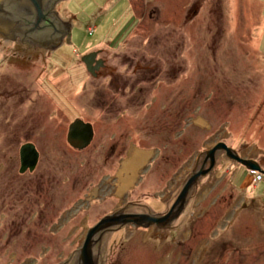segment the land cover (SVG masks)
I'll use <instances>...</instances> for the list:
<instances>
[{
  "label": "rangeland",
  "instance_id": "1",
  "mask_svg": "<svg viewBox=\"0 0 264 264\" xmlns=\"http://www.w3.org/2000/svg\"><path fill=\"white\" fill-rule=\"evenodd\" d=\"M262 5L63 0L72 44L46 60L0 37V264H74L103 218L165 215L219 143L264 170ZM76 119L94 128L84 150L68 143ZM28 143L40 158L22 174ZM134 151L145 161L121 193ZM119 228L103 264H264V179L223 154L170 229Z\"/></svg>",
  "mask_w": 264,
  "mask_h": 264
},
{
  "label": "water",
  "instance_id": "2",
  "mask_svg": "<svg viewBox=\"0 0 264 264\" xmlns=\"http://www.w3.org/2000/svg\"><path fill=\"white\" fill-rule=\"evenodd\" d=\"M41 1L43 0H21L20 4L23 6H35L39 8L42 4ZM2 25H0V37H7L8 39H12V35L7 31L8 28H5L6 25ZM70 26L72 29L71 24ZM69 40L70 44H72L71 31ZM98 55V52H92L82 57V61L85 64L86 69L93 76H97V72L105 66V61L102 59H98ZM94 135L95 132L92 124L85 123L81 119H76L69 127L67 139L68 143L74 149L84 150L90 146L94 139ZM223 154H226V156L230 160L242 165L248 171L259 172L264 176V170L261 168L257 161L245 159L241 157L235 150L229 148L226 144L219 143L211 150L205 152V158L203 160L201 168L192 173L188 181L185 183L176 201L165 215L151 216L145 214H124V211L126 209L124 208L115 215L103 218L94 228L88 231L87 238L85 239L82 249L78 250L79 257L77 264H96L94 259V252H97V249H95V246L99 245L100 247L105 234L115 227L121 228L123 226L131 224L145 228L158 226L159 228L167 229L171 227L172 224L176 220H178L185 211L192 189L198 184L201 178L207 176L210 172L213 171L218 158ZM39 158L40 153L36 145L32 143L23 145L20 150V173L23 174L28 170L30 172L34 171L38 165Z\"/></svg>",
  "mask_w": 264,
  "mask_h": 264
},
{
  "label": "flooded vegetation",
  "instance_id": "3",
  "mask_svg": "<svg viewBox=\"0 0 264 264\" xmlns=\"http://www.w3.org/2000/svg\"><path fill=\"white\" fill-rule=\"evenodd\" d=\"M62 1L43 0L38 8L23 6L20 4L21 0H0V25H6L5 28H8L7 31L12 35L14 44L23 45L22 49L25 51H33V56L37 60H46L47 53L59 50L70 43L71 26L61 18L57 11ZM5 39L8 38L5 37ZM98 59L100 58L98 57ZM168 229L170 227L165 230ZM113 231L116 229H112L106 234ZM95 249H97V252H94L95 262L102 264V244L100 247L96 245ZM78 257L79 254L76 253L71 258L74 264L78 263Z\"/></svg>",
  "mask_w": 264,
  "mask_h": 264
},
{
  "label": "bare ground",
  "instance_id": "4",
  "mask_svg": "<svg viewBox=\"0 0 264 264\" xmlns=\"http://www.w3.org/2000/svg\"><path fill=\"white\" fill-rule=\"evenodd\" d=\"M145 161V156L139 152H132L130 160L123 166L120 177V192L126 191L129 186L134 182L138 171L142 167Z\"/></svg>",
  "mask_w": 264,
  "mask_h": 264
},
{
  "label": "built area",
  "instance_id": "5",
  "mask_svg": "<svg viewBox=\"0 0 264 264\" xmlns=\"http://www.w3.org/2000/svg\"><path fill=\"white\" fill-rule=\"evenodd\" d=\"M250 175L254 178V180H255V182L258 184V183H260V182H262L263 181V179H264V177H263V175L261 174V173H259V172H250Z\"/></svg>",
  "mask_w": 264,
  "mask_h": 264
},
{
  "label": "crops",
  "instance_id": "6",
  "mask_svg": "<svg viewBox=\"0 0 264 264\" xmlns=\"http://www.w3.org/2000/svg\"><path fill=\"white\" fill-rule=\"evenodd\" d=\"M262 10H264V5H262L261 12H262ZM263 12H264V11H263ZM263 12H262V13H263ZM260 183H261V182H260ZM258 184H259V183H258ZM252 187L254 188V187H255V185H253Z\"/></svg>",
  "mask_w": 264,
  "mask_h": 264
}]
</instances>
